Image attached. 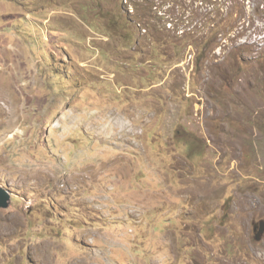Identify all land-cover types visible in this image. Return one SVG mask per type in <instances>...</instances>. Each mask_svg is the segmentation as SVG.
<instances>
[{
	"label": "rangeland",
	"instance_id": "rangeland-1",
	"mask_svg": "<svg viewBox=\"0 0 264 264\" xmlns=\"http://www.w3.org/2000/svg\"><path fill=\"white\" fill-rule=\"evenodd\" d=\"M0 186V264H264V0H0Z\"/></svg>",
	"mask_w": 264,
	"mask_h": 264
},
{
	"label": "water",
	"instance_id": "water-1",
	"mask_svg": "<svg viewBox=\"0 0 264 264\" xmlns=\"http://www.w3.org/2000/svg\"><path fill=\"white\" fill-rule=\"evenodd\" d=\"M11 201L10 192L0 186V208L5 209ZM254 240L260 241L264 235V221H259L253 225Z\"/></svg>",
	"mask_w": 264,
	"mask_h": 264
},
{
	"label": "trees",
	"instance_id": "trees-1",
	"mask_svg": "<svg viewBox=\"0 0 264 264\" xmlns=\"http://www.w3.org/2000/svg\"><path fill=\"white\" fill-rule=\"evenodd\" d=\"M113 31V30H112ZM114 32V31H113ZM179 133H177V135H178ZM177 138H178V144H180V143H182L181 141H184L185 140V138L184 137H181V136H177Z\"/></svg>",
	"mask_w": 264,
	"mask_h": 264
}]
</instances>
